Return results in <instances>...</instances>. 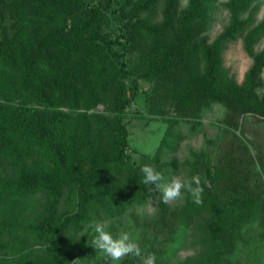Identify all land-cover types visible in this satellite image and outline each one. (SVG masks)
<instances>
[{
  "label": "trees",
  "instance_id": "1",
  "mask_svg": "<svg viewBox=\"0 0 264 264\" xmlns=\"http://www.w3.org/2000/svg\"><path fill=\"white\" fill-rule=\"evenodd\" d=\"M253 1L227 0L228 23L207 43L199 34L217 0L182 9L180 0H0V264H100L92 226L120 228L149 196L154 211L134 241L156 264H184L175 256L186 247L196 264H219L242 227L264 231V150L205 139L181 161L167 159L180 128L199 132L215 105L228 112L227 137L236 115L264 119V47L252 50L264 18L253 22ZM239 37L251 64L237 83L222 52ZM141 90L165 129L155 152L133 162L125 111ZM143 165L164 181L199 177L203 203L186 192L173 207L162 202L141 182Z\"/></svg>",
  "mask_w": 264,
  "mask_h": 264
},
{
  "label": "rangeland",
  "instance_id": "2",
  "mask_svg": "<svg viewBox=\"0 0 264 264\" xmlns=\"http://www.w3.org/2000/svg\"><path fill=\"white\" fill-rule=\"evenodd\" d=\"M226 1L227 0H217V2L211 6L212 9L209 13L210 20L204 31L199 34V37L204 38L207 43H210L216 38L228 23V12L225 7ZM186 2L187 0H180L181 9L185 7ZM252 9L251 17L254 23L264 18V0H254L251 2L250 10ZM247 11L248 10L241 13L240 17H245ZM155 18L158 19L157 16H155ZM263 47L264 37L253 45L252 50L253 52H258ZM222 60L223 67L229 70V73L237 83H240L244 72L251 64V58L244 50L241 37L236 38L235 41L226 45L222 52ZM261 76H264V67ZM147 87V84L141 83V88L143 90L147 89ZM141 91L125 111V121L128 130V144L125 148V153L130 156L133 162H137L138 158L142 155L151 156L155 152L165 129V124L161 120V115L146 111L145 101L142 96L143 91ZM101 109V106H97L96 111L101 112ZM168 111V109H165L162 112L166 113ZM227 113L226 110L217 105L210 111L202 113L200 116L202 126L199 132L193 135L188 134L187 125V127L182 126L180 130L183 132L184 136L179 142L176 153L167 155V159L176 158V160L181 161L188 156L190 150H197L205 146V139L213 140L219 145L220 142L222 145L228 144L227 141L229 140L231 141L230 147L240 148L243 146L247 148L251 154H254L257 150H264V119L252 113H246L240 116L236 115V126L235 128H230L234 136L229 135L227 137L226 132L223 131V121ZM170 114L173 113L170 112ZM224 139L225 141L223 142L222 140ZM183 174H185V172L180 171V173H173L165 182L170 180L173 176H180L183 178ZM163 177L165 179V176ZM177 202L169 203L170 207H173ZM153 209L154 203L152 200V208L142 207L138 209L140 215H134L133 213V215L129 214V216L124 219L120 228L115 229L110 226L111 229H109L113 235H117L120 232H127L132 236V239L135 240L136 235L139 234L138 232L140 231L139 222L142 215L151 216ZM134 218L137 224L133 221ZM241 235V240L237 242L233 253H231L227 259H224V261H220L219 264H264V231L258 225L247 224L242 227ZM196 256L198 257V254H196L191 247H186L176 254L175 261L184 264H196L198 261ZM99 263L111 264L105 255H102ZM170 264H173V259Z\"/></svg>",
  "mask_w": 264,
  "mask_h": 264
},
{
  "label": "clouds",
  "instance_id": "3",
  "mask_svg": "<svg viewBox=\"0 0 264 264\" xmlns=\"http://www.w3.org/2000/svg\"><path fill=\"white\" fill-rule=\"evenodd\" d=\"M140 172L143 175L141 182L144 185L154 186V189L151 187L148 189V192L152 193L155 190V192L160 193V198L164 203L183 201L185 192L192 197L195 204L200 205L203 203V188L201 187L200 178L197 176L191 178L173 176L165 182L163 175L150 165L141 166ZM144 207L152 208L151 196L148 197ZM111 223V220L106 219L92 226L95 233L92 240V247L94 249L103 253L111 264H120L125 257L138 258L140 264H156L155 254L149 253L145 255L139 244L127 232L113 235L108 230Z\"/></svg>",
  "mask_w": 264,
  "mask_h": 264
}]
</instances>
